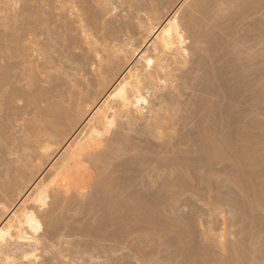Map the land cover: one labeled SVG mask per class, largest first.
Wrapping results in <instances>:
<instances>
[{
	"label": "rangeland",
	"instance_id": "374dc122",
	"mask_svg": "<svg viewBox=\"0 0 264 264\" xmlns=\"http://www.w3.org/2000/svg\"><path fill=\"white\" fill-rule=\"evenodd\" d=\"M60 1L0 0V261L204 264L207 255L216 264H263L264 254L260 259L257 254L264 240V210L248 207L251 211L247 208L243 213L242 204L238 210L246 193L242 195L227 182L235 171L234 160H221L222 167L213 163L214 170L209 166L211 171L205 175V170L195 165L201 169L195 171L196 167L197 175L188 177L198 183L201 179L197 176L204 175L203 183L193 180L194 185L188 183L182 191L174 193L167 183L175 175L174 159L186 167L190 165L181 163L183 158L197 163L194 150L193 154L187 150L194 140L181 146L177 140L186 133L198 134L207 123L201 121L206 113L211 122L206 127L214 124V130L219 131L215 127L218 121L223 123L228 117L223 123L227 128L220 123L229 129L227 133L245 132L250 139L245 144L260 143L255 145L260 146L264 162V0H179L202 11H196L193 25L183 19L179 1L182 7L176 9L170 6L171 0H65L64 5ZM93 17L102 18L104 26L111 23L112 31L96 33L88 23ZM127 22H133L134 29H126L123 24ZM84 26L88 34L96 33L94 43L84 36ZM159 32L164 34L159 53L170 64L168 80L164 78L167 71L154 72L148 64L156 54L151 38H158ZM112 44H130L127 51H145L140 70L146 76L137 80V73L125 65L123 53L103 49ZM164 95L171 101L163 102ZM148 101L155 102L157 110L162 105L179 109L177 115L175 110V116H170L174 125L169 123L171 128L159 135L147 128L146 121L153 115L146 110ZM49 106L53 110L58 106L71 116L70 122L60 126L64 136L45 115ZM170 110L167 108L169 115L174 109ZM80 128L103 135L113 149L124 143L127 148L123 150L126 146L121 145L122 151L113 157L106 148L98 157L97 148L79 146ZM233 136L236 142L239 138ZM136 153L147 157L149 163L125 175L127 194L144 195L148 202L165 195L164 202L160 201L165 207L164 218L181 221L157 229L119 221L97 237L89 235L87 230L105 211L99 204L101 195L90 192V185L97 182V174L108 173L109 167L106 171L104 167L109 163L120 166ZM64 159L74 171L69 182L79 178L75 196L49 204L51 186L44 175ZM93 163L102 170L90 171ZM80 171L86 172V180ZM52 176L60 179L58 174ZM88 202L93 207L83 206ZM187 225L192 226L190 241L179 248L173 241ZM37 227L41 229L34 231ZM119 228L123 232L116 236ZM220 234L225 235V246L212 237ZM138 244L140 251L135 250ZM233 246L240 248L243 261L233 256Z\"/></svg>",
	"mask_w": 264,
	"mask_h": 264
},
{
	"label": "bare ground",
	"instance_id": "6f19581e",
	"mask_svg": "<svg viewBox=\"0 0 264 264\" xmlns=\"http://www.w3.org/2000/svg\"><path fill=\"white\" fill-rule=\"evenodd\" d=\"M106 1H107V3H111V1H109V0H106ZM178 1L179 0H171L172 5H170V6L173 7V9L174 8L175 9L181 8L183 6L181 8L182 9L181 12L182 13L184 12V14H185V16L182 14L183 15L182 17H184L183 19L187 20V23L190 21L193 25V22L195 23L196 18H198L196 11L198 12V14L202 11L200 10V12H199L198 10L200 8L196 7V6H193V7L191 6V8L187 7L188 4H187V6L185 5L187 7L186 8L184 6L185 2L182 4V1H179V2H181L182 6H181V4L178 5V3H179ZM65 2H66L65 0H61L60 4L64 5ZM186 2H188V0ZM256 3H259V2H256ZM194 7H196L195 10H194ZM114 10H116V9H114ZM200 14H202V13H200ZM98 18L99 17H93L90 20H88V23L91 24L93 26V28H95L97 30V31H95L96 33L99 31L110 33L112 31L111 30L112 24L111 23L109 24L107 22L106 25L104 26L103 24H105V23L103 22V20H101L102 18H99V19ZM192 20H194V21H192ZM100 22H103V24L102 23L100 24ZM128 22H130V21H128ZM128 22L126 24L124 23L123 26L125 25L124 27L125 28L127 27L126 29H134L135 24L133 25V22H132V24H130ZM82 31H83L84 36L89 40L91 39L92 40L91 43H94V41L96 40V37H95L96 33L94 32L93 34L92 33L88 34L89 30L86 29V26H84ZM161 34L162 33L159 32L158 38H156V37L151 38V44H152L153 50L155 51L156 54L154 56V59L152 60V64L149 66H151L153 68L154 72L159 71V72L163 73V72L167 71L168 74H166V76L164 78L168 80L170 75H171V70L169 71L170 64L167 62V59L159 53V51H160L159 50V46H160L159 40L164 36V34H162L163 36ZM160 36H161V38H160ZM129 45L130 44H125V46L123 45V47H122V46H117V44H112L111 46L105 47L103 49H105V50L110 49L109 53H113L114 49H115L116 53H123V57L125 58V61H126L125 65L129 68V70L131 72L137 73V80H138L141 78V76H146V74L141 73V70H140V67H141L140 63L142 62V59L145 57V55H144L145 51H140V52L134 51V50L127 51L128 50L127 48L129 47ZM94 46H96V45H94ZM116 46H117V48H115ZM138 50H140V49L138 48ZM95 51H96V49H95ZM96 56L98 58H100L98 52L96 53ZM108 58H112V57L108 56ZM152 74L155 75L154 73H151V75ZM164 96H163V102H165L166 99H169V98L170 99L168 101H171L170 96L168 98H167V95H164ZM155 99L158 100L159 98H157V96H156ZM161 102H162V99H161ZM203 102L205 103V101H203ZM154 103L155 102H152V101L147 102V106H149V107H146V110H147V112L153 113V115L151 116V118H149L150 121L149 122L146 121V123H147V126H148L147 128L149 129L150 133H152V134L157 133L158 134L162 130L165 131L164 129H169V127H170L169 123L170 124L172 123L171 120L173 118V117L171 118L170 116H175V114L177 115V112L179 111V109L173 108V105H169L170 107L168 105H167V107H166V105L165 106L162 105L164 108L160 106L159 107L160 109L158 108V110H157V108H154L155 107ZM210 106L211 105L206 106V107H209L208 108L209 111H211V109L213 107V106L212 107H210ZM49 107L50 108L48 110L46 109L44 111V112H46L45 115L48 116L49 122L55 128L56 132L59 135L64 136V131L60 128V126L63 122H70L71 116L69 115L68 111L60 110L58 108V106L56 107V109H59V110H56V109L53 110L51 108V106H49ZM206 107H204V108H206ZM167 108H168V110L171 109L170 110L171 112H172V109H174L172 112L173 114L169 115L170 112H168L169 114H167ZM161 109L162 110L165 109L163 111L165 114L162 113ZM159 110H161V111L159 112ZM175 110H176V112H175ZM209 111H208V114H209ZM174 112H175V114H174ZM207 116L208 115L206 113V116H204V118L202 116L203 120L200 118L202 122L205 123V121H206L208 124L205 123V126H203L204 128L202 127V129H200V131L198 130L199 131L198 134L196 133L197 136L194 134L186 133L185 136L180 135L181 139L179 138L180 140L179 139L177 140V141L182 142V143L179 142L180 145L177 144L178 146H181V144L184 145V141L186 144L190 140L192 142L194 140V142H193L194 144L191 143V146L189 147L190 149L188 148L187 150L190 151V154H193V152H191V151L194 150V152L196 154L194 153L193 156L195 158L197 155V157L195 159V162H197V163H194V159L190 160L191 158L189 160L191 161L192 164L184 161L186 158L185 159L180 158L181 160H183V162H181V163H183V164L186 163V164H189L191 166V167L190 166L186 167V166H184L185 164L184 165L181 164L183 166V167H181L180 162H178V160H176V162H178V163H174V161H175V159H174L172 161V163H173V166H175V170L173 169L172 172L175 175H172L173 178H172V176L169 177L170 180L167 183V186L171 187L172 190L175 189V190H173L174 193H176L177 191L179 192V191H182L184 189H187L189 186L188 183L191 184L194 182L193 180H195V179H193V180L189 179L188 176H190V178L191 177L193 178L192 175H197V173H198L195 171H198V169L202 168L203 170H205L203 172L205 175V172L211 171V169L209 170V168H211L212 165H213V167L216 166V164H213V163L218 162L219 165L221 164V167H222V164L224 163V161H226L227 159L228 160L232 159L231 161L234 160L233 165L235 167V171H233V174H231V176H229V178L227 179V182L228 183L230 182L229 184H232V185H235L236 187H238L239 191H242V195L244 193H246V194H244L245 197L242 196L243 199H241V201H240L241 203L239 204L238 210L240 211V208L242 207V209H243V207H244V209H243L244 211L242 210L244 213L245 210H247V208L249 207L251 210H255V208H256L259 211H261V210L263 211L264 210V177H263V179H261L262 177H259L258 173H261L260 168H262V166H263L262 163H264V162H262V159H261L262 153L260 152L261 151L260 146H258V147L256 146V145H259L260 143L259 144L255 143L256 144L255 145L254 142L252 143L251 141H248V143L246 142L247 144H245L244 141L249 139V136H247L245 132H239L240 135H238V132H237V134L235 133L236 134L235 137H237L239 139H236V142H234L233 140H235V139H232V136L234 133L230 134L229 133L230 131L227 133V131L229 129H227V130L225 129L228 127V125H227V127L225 125L227 123L226 121L228 120L227 119L228 117L226 115L223 116V114H222L223 117H227L226 119L225 118L222 119V120H226L223 122L225 124L218 121L219 123L216 122V123H218V126H219L218 127L215 123V119H214V122L212 121V124L215 123V125H216L215 127L220 128L223 131V132L218 134L220 129H219V131L218 130L215 131L214 130L215 128L213 127L214 124L209 126V127L208 126L206 127V125H210L209 124L210 121H208L210 118L208 117L209 119L207 120ZM220 123H222L223 125L222 124L221 125L225 128L220 127ZM70 124H72V123H70ZM172 124L174 125V123H172ZM228 124H229V122H228ZM173 125H172V127H173ZM210 127H212V128H210ZM223 129H225V131ZM243 133H245V134H243ZM187 134L189 136H186ZM228 134H230V135H228ZM190 135H194L195 137L194 136L191 137ZM102 136L103 135L88 133V132H86L80 128V136L78 138L79 146H92V147L97 148L98 149V154H97L98 157L103 155L102 153H104L106 148H108L110 155L112 157L116 155V152L122 151V149L124 150L127 148V145L124 143V145L126 146L125 148L121 149L120 146L123 145V144H121L118 148L113 149V147H111L110 143L108 142L107 138L102 137ZM189 137H191L192 139ZM235 137L233 136V138H235ZM195 138H196V140H195ZM237 140H238V142H237ZM176 143H178V142H176ZM176 143H174V144H176ZM253 144L255 146H253ZM177 145H174V146L176 147ZM192 146H194V148ZM189 151H184V152L189 153ZM137 156H139L140 158ZM142 156L143 155L136 153V155L133 156L134 158L130 157L129 160L128 159L126 160L127 162L125 161L126 163L118 164L120 166H117V164H115L116 166H114L113 165L114 163H109L110 165H107L106 167H104L105 171H106V168L109 167V168H107V170L109 169L108 173L105 172L107 174V176H106V174H103V173H101L102 174L101 176H99V174H97V177H96L97 182H94L90 185V192L97 191L101 195V199L99 201V204L103 205L105 207V211H104L103 215H101L97 219V221H95L96 223L94 222L95 225L92 228L90 227L91 229L89 228V230H87L89 235L91 234L94 237L95 236L97 237L101 232L105 231L109 226H111V225H113L119 221H127L130 224H133V223L146 224L152 229L168 228L169 226L177 225L175 223L176 222L178 223L179 221H181V220L178 221L176 219V221L174 220L172 222H169L164 218L163 213H164L165 207L161 206V204H162V202H164L162 197L165 198L166 197L165 195L161 196L162 195L161 194L160 196H157L158 198L160 197L159 199L157 197H155V200H152V201L149 200V202H148L147 199H146V201L144 200L145 196L143 194H141V195H143L144 197L140 195L142 198L137 196V195L131 196V195L127 194V188H128L129 180L125 179L126 178L125 175L127 176V174L131 173L136 167L139 168V167H141V165L143 166V165L149 163V161H148L149 159L144 156L145 159L147 158L145 160ZM221 160H223L222 161L223 163L221 162ZM67 161L68 160H66V159L60 160V162H58L59 164L57 163L58 166L56 165L57 166L56 169L54 167L53 168L54 170H51L50 173H47L44 175V178L47 180V182L51 186V188L48 192V196H47L48 201H46L49 204L54 199L69 200L73 197L72 195H74L76 192L79 178H75V180L73 182H69V179H70L69 177L72 176V173L74 171H72L68 168V162ZM178 164L180 165V167ZM197 164H199V166H201V168L198 166H196L197 167L196 168L195 165H197ZM93 165L94 166H91V167H93V169H91L90 171L97 172L99 170H102V168L98 167L97 164L93 163ZM226 165H227V163H226ZM229 165L227 167H229ZM202 166H204V168H206V166H207V170L204 169ZM209 166H211V167H209ZM176 167H178V168H176ZM213 167H212V170H214ZM223 167L227 168L225 165ZM190 168H193V169H190ZM195 168H196V170H195ZM221 169H223V168H221ZM231 169L234 170V168H231ZM231 169H230V171H231ZM193 170H195V171H193ZM81 171H80V173H81ZM192 171L194 174L192 173ZM85 173L86 172H84V171H83V173H81V175L83 176L82 180L87 179V176L85 175ZM230 173H232V171ZM53 174H58V176H60V179L55 180L52 176ZM204 175L203 176L201 175L200 178L197 176V178L199 180L201 179L199 182L203 183L202 179H204ZM207 179H208V177H207ZM190 180H191V182H190ZM205 181H206V178H205ZM195 182H196V180H195ZM193 185H194V183H193ZM132 195H135V194H132ZM246 197H248V198H246ZM245 198H246V200H245ZM243 200H244V202H243ZM160 201H162V202L160 203ZM241 204H242V206H241ZM83 206L86 208H88V207L91 208V207H93V204L88 202L87 205L84 204ZM242 211H241V213H242ZM223 213H224V211H223ZM194 217H196V216H194ZM187 226H188L187 229L185 228L184 230H181V232L179 231V233L177 232V236L173 241V243L176 246H178L179 248L186 247L187 241L189 239L190 229H192V226H191V228H189V225H187ZM39 228L41 229V227H39ZM137 228H139V227H137ZM122 232H123V229L119 228L114 232V234L116 236H119ZM209 233L211 234V230L209 231ZM212 237L215 241L221 242L222 246L226 245L224 234L213 235ZM189 241H190V239H189ZM262 242H263V244L261 245L262 247L260 246L261 250H259V252L257 254V255H259L257 257V259L260 257L261 254H264V240ZM141 248L142 247H140L138 244V245H136L135 250L140 251V250H142ZM239 250H240L239 247L233 246V248H232L233 256L238 261L240 260L239 262H241V259L243 261V258H241L242 254H241V250L240 251ZM4 261L5 260H2V261H0V263L1 264H8V262L6 263V261L5 262ZM203 263L204 264H216L207 255L204 256Z\"/></svg>",
	"mask_w": 264,
	"mask_h": 264
},
{
	"label": "snow or ice",
	"instance_id": "6c2138e0",
	"mask_svg": "<svg viewBox=\"0 0 264 264\" xmlns=\"http://www.w3.org/2000/svg\"><path fill=\"white\" fill-rule=\"evenodd\" d=\"M177 32L179 33V29H177ZM148 64L151 65V64H152V61L149 60V61H148ZM35 230H38V227H37V228H34V231H35ZM28 259H29V258L26 256V257H25V260H28ZM69 264H71V261H69Z\"/></svg>",
	"mask_w": 264,
	"mask_h": 264
}]
</instances>
